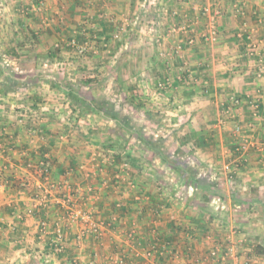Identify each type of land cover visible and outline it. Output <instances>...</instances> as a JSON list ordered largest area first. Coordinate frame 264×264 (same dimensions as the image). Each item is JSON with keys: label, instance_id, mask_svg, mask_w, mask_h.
<instances>
[{"label": "crops", "instance_id": "0c3cea01", "mask_svg": "<svg viewBox=\"0 0 264 264\" xmlns=\"http://www.w3.org/2000/svg\"><path fill=\"white\" fill-rule=\"evenodd\" d=\"M42 1L39 8L38 0H0V264H264V229L251 225L240 213L241 207L251 209L248 214L254 207H264V167L259 171L248 168L251 163L264 166V0ZM152 1L153 12L161 21H157L158 26L162 27L155 42L160 44L161 39L164 47L195 46L179 58L196 74L198 88L208 94V108L214 113L215 108L220 109L217 116L228 120L226 123H233L231 119L243 121L242 129L257 131L252 135L257 151L254 157L248 154V166L244 163L226 172L230 176L224 185L211 181L209 188L221 190L218 193L223 197L216 192L206 193L203 201L194 193V197L188 193L184 199L175 196V190L183 187L165 186L155 171L139 176L130 172L133 185L120 187L111 163L104 166L98 138L90 141L92 147L76 135L65 136L69 131L64 120L68 105L52 101L56 83H36L32 63L45 59L51 49L68 46L75 40L73 35H83L92 38L89 41L85 37L86 46L108 47L104 52H110L111 44L106 40L116 37L117 31L126 35L133 30L129 28L130 17L137 11L148 12L147 2ZM216 12L220 35L215 43H206L200 35L210 14ZM58 14L64 18L63 24ZM168 27L176 32L170 35L166 30L170 36L164 38L162 32ZM191 39L193 43L188 44ZM122 41L116 42L119 47L132 44ZM5 66L15 67L11 72ZM198 88L193 90L198 92ZM235 96L240 98L238 107L231 100ZM199 136L207 142L204 133L196 134ZM260 140L263 143H258ZM81 144L85 146L79 147ZM44 156L52 162L55 187L50 192L69 195L73 189L85 190L91 184L95 198L88 196V205L78 206L91 213L97 231L82 234L85 225L52 212L51 204L43 207L42 213L36 211V216L33 212L37 209L29 211L38 197L35 164ZM160 168L156 172L161 173ZM226 183L242 190V197L228 195L223 189ZM253 186L258 188V196L244 195ZM82 193L80 199H84ZM58 198L64 199L62 195ZM249 216L255 225L259 219L264 222L259 212L252 211ZM37 218L47 221L45 231L38 228ZM55 233L62 235L64 247L60 252L52 245ZM230 246L235 248V260L227 255Z\"/></svg>", "mask_w": 264, "mask_h": 264}, {"label": "rangeland", "instance_id": "374dc122", "mask_svg": "<svg viewBox=\"0 0 264 264\" xmlns=\"http://www.w3.org/2000/svg\"><path fill=\"white\" fill-rule=\"evenodd\" d=\"M38 4L40 8L43 1L38 0ZM147 4L146 11L148 12L137 11L135 16L130 17L132 22L129 28L131 27L133 30L126 31V35L122 34V30L117 31L116 37L112 38L111 36L106 40L108 44H111L110 52H104L107 51L108 47L94 46L91 49L90 45L86 46L84 43L86 40H92L90 37L87 38V36L82 35L80 38H76L73 35L71 39H75V46L58 48L56 52H53L55 60H50L52 57L45 54V59L32 63L35 65L33 67L35 80L36 83L46 81L47 83H56L58 86L53 90L51 98L56 104L68 105L69 114L64 120L69 131H65V136L76 135L79 141H87L86 145L88 146H92L90 141L93 142L98 138V151L105 159L104 166L110 164L109 153L110 155L117 153L121 157V163H118V168L115 170L116 182L119 183L120 187L129 183L133 185L130 182V172H134L137 176L143 175V172L148 175L153 171L156 172L157 169L161 170L160 167H162L161 173L154 172L160 183L165 186L170 183L173 186L183 187L175 190V196L184 199L188 193L190 197H194L196 194L203 201L206 193L200 188L201 185L198 186V183L210 184L211 181L213 183L219 181L224 185V181L230 176L226 172L238 169L244 163V166H248L247 161L250 159L248 154L254 157L255 151H257L255 145L257 141L252 138L255 132L242 129L243 121L231 119L233 123H226L228 120L223 119L222 116H217V113L220 114V109L215 108L216 112L214 113L208 108L210 105V102L208 103L209 98L206 97L208 94L201 90L204 88H198L200 84L197 82L196 74L193 73L191 67L181 62L182 58H179L184 51L195 46L188 45L189 47H186L184 44H180L164 47L161 46V39L159 40L160 44L156 43L155 38L161 34L159 30H162L161 24L158 26L161 21L156 12H153L155 7L153 1L152 4L148 2ZM59 15L58 21L61 23L64 18L61 14L57 16ZM162 16L164 15L162 14ZM165 18L163 17L164 20ZM168 28L164 29L162 37L168 38L171 32V28ZM88 34L93 33H86V35ZM122 39L130 41L132 44L119 47L120 44L116 42L123 43ZM77 47L83 49V53L78 58L76 57L78 56ZM62 51L65 52L64 56L61 55ZM94 51L97 54L93 53ZM39 52L45 51L40 50ZM159 54L162 56L160 57ZM141 59L143 60L141 61ZM14 67L5 66L4 69L12 72ZM176 76L180 77V81ZM173 79L179 82H174ZM195 87L198 88L196 91H200V93L193 90ZM47 108L48 111H51L53 107L47 106ZM80 108L82 111L79 110ZM211 112L215 114L216 119L213 118ZM230 112L234 115L233 112L235 111L230 110ZM35 114L39 117L38 111ZM218 121L221 122L218 124ZM198 133H204L207 136L204 147L196 145V134ZM189 135L193 136L190 137ZM261 136L263 137L262 134ZM107 137L109 138L107 139ZM258 143L263 142L260 140ZM80 146L83 147L85 144ZM159 155L168 158V161L182 163L191 173L195 184L179 178L177 172L173 173L168 163L163 162ZM101 164L103 162L100 163V166ZM254 165L251 163L248 168L259 171L261 167H264L263 165ZM100 166L96 167L97 171ZM119 169L121 170L118 171ZM212 170L218 175L211 174ZM222 172L223 174H219ZM117 173L119 174L117 175ZM35 177L36 180L40 178L37 173ZM108 181L111 180L108 179ZM226 185L227 187L223 186V189L227 190L228 195L233 193L235 199H238L239 194L240 196L243 195L242 190L234 188L236 187L235 184L226 183ZM90 187L91 184L85 190L77 187L70 191L69 195H63L49 192L50 189L46 191L49 187L44 185L36 193L38 196L41 192L42 195L45 193L48 195V199L45 200L46 205L43 202L44 204L39 205L33 214L36 216V211L42 213L43 207H48L49 204L54 210L52 212L61 213L64 216L68 213V206L73 210L89 212L83 209L84 206L81 207L78 204L88 205L90 201L88 196L95 198L96 193ZM81 191H83L84 199L79 198ZM216 193L217 195L220 194ZM258 193L259 190L255 187L251 191H246L244 195L255 197L258 196ZM59 195H62L64 199L58 198ZM262 197L264 199L263 193ZM247 210L251 209L241 207L240 213L250 221L251 225L260 226L264 229L263 219H259L261 222L255 225L253 223L254 218H248L252 211L254 213L259 212L263 216L264 207H254L251 212L249 211V214ZM255 219L257 220L258 217ZM41 220L47 226V221L43 218Z\"/></svg>", "mask_w": 264, "mask_h": 264}, {"label": "built area", "instance_id": "2783aa9c", "mask_svg": "<svg viewBox=\"0 0 264 264\" xmlns=\"http://www.w3.org/2000/svg\"><path fill=\"white\" fill-rule=\"evenodd\" d=\"M237 7H235V11H236ZM206 11H208L209 14V10L205 9ZM206 13V12H205ZM219 13H212L209 16L208 22L206 24V28L205 30L201 33V39L202 41L206 42V43H210L213 44L215 43L218 38H219V29L216 25V16H218ZM170 33H175L176 29H171ZM193 41L192 39L189 40L188 44H192ZM68 46H75L74 41H71L70 44ZM77 53L78 55H81L83 53V49H78L77 47ZM251 52H254V48ZM262 75V71L258 72V76L261 77ZM232 103L234 106L238 105L240 103V101H237L234 97H232ZM256 107V106H255ZM51 169H52V162L51 159L48 156H44L43 159H40L36 164H35V170L36 173L38 174L39 178V184L37 185L36 188L41 189L44 185L48 186L50 191L53 189V187H55V185L52 183L51 181ZM49 191V190H46ZM49 191V192H50ZM44 193V192H43ZM48 199V195L45 194H41L40 196L36 197L34 199V204L32 207V209H30L29 211L32 212L33 208L36 209L38 208L39 205H41L43 202L45 203V200ZM43 203V204H44ZM68 204H70V202H68ZM68 208V213L66 215V219L70 222H77L80 221L83 225H85V228H83L82 230V234H86L88 231H92L95 232L97 231V227L94 221H92V216L89 212L86 211H81V210H73L72 208H70L69 206ZM38 228L40 229V231H45L44 229L47 227L46 223H44V221L39 220L38 221ZM53 247H55V250L60 252L61 250H63V240H62V235L60 233H55L54 238H53V243H52ZM227 255L232 257L233 260L236 259V252H235V248L233 246H230L227 250ZM149 256V253L148 255ZM233 264H236L235 262Z\"/></svg>", "mask_w": 264, "mask_h": 264}, {"label": "trees", "instance_id": "16d2710c", "mask_svg": "<svg viewBox=\"0 0 264 264\" xmlns=\"http://www.w3.org/2000/svg\"><path fill=\"white\" fill-rule=\"evenodd\" d=\"M58 50V48H56L55 51L51 50L48 52V54L50 56H53V52H56ZM237 101H240V98L239 97H234ZM84 108V107H83ZM87 108V107H85ZM115 117V115H113ZM190 136V135H189ZM188 140V139H187ZM196 145L198 147H204L206 145V141L204 140L203 136H199L197 138V142H196ZM109 156V160H110V163H111V166H112V169L113 170H116L118 168V163H121V157L117 154V153H113L110 155V153L108 154ZM159 158L163 161V162H167L168 163V166H170L171 169H174L175 172H177V175L179 176V178H181L182 180L186 181V182H190V183H193V179H192V176H191V173L189 171H187V169L184 167V165H182V163H176L174 161H168V158H164L162 155H159ZM43 159V158H41ZM177 170V171H176ZM203 187V188H207L204 190L205 193H213V192H221V190H216V191H213L212 189H210V184L209 183H206V182H203L202 183H198V186ZM233 195V193L231 194ZM234 196V195H233ZM258 249V248H257Z\"/></svg>", "mask_w": 264, "mask_h": 264}]
</instances>
